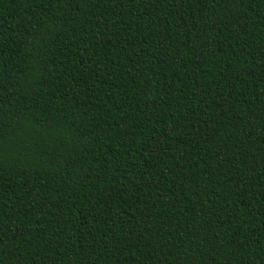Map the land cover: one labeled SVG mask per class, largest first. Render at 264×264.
Instances as JSON below:
<instances>
[{"label":"trees","instance_id":"1","mask_svg":"<svg viewBox=\"0 0 264 264\" xmlns=\"http://www.w3.org/2000/svg\"><path fill=\"white\" fill-rule=\"evenodd\" d=\"M0 264H264V0H0Z\"/></svg>","mask_w":264,"mask_h":264}]
</instances>
